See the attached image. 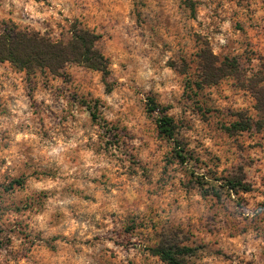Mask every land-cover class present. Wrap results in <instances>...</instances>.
<instances>
[{
	"label": "clouds",
	"instance_id": "1",
	"mask_svg": "<svg viewBox=\"0 0 264 264\" xmlns=\"http://www.w3.org/2000/svg\"><path fill=\"white\" fill-rule=\"evenodd\" d=\"M0 264H264V0H0Z\"/></svg>",
	"mask_w": 264,
	"mask_h": 264
}]
</instances>
